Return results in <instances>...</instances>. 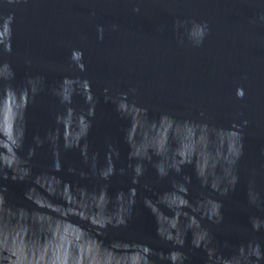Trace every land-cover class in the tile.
Wrapping results in <instances>:
<instances>
[{"label": "water", "instance_id": "water-1", "mask_svg": "<svg viewBox=\"0 0 264 264\" xmlns=\"http://www.w3.org/2000/svg\"><path fill=\"white\" fill-rule=\"evenodd\" d=\"M0 264H264V0H0Z\"/></svg>", "mask_w": 264, "mask_h": 264}]
</instances>
